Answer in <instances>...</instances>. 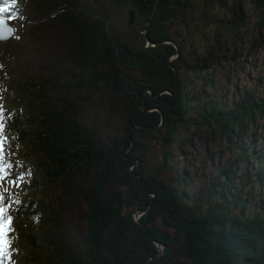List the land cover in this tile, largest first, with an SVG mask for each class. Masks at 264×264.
I'll use <instances>...</instances> for the list:
<instances>
[{
	"label": "trees",
	"instance_id": "1",
	"mask_svg": "<svg viewBox=\"0 0 264 264\" xmlns=\"http://www.w3.org/2000/svg\"><path fill=\"white\" fill-rule=\"evenodd\" d=\"M110 1L115 8L133 11L127 27L136 24L134 39L117 38L106 17L93 12L84 0H38L46 9L45 19L59 22L71 35L70 59L60 48L55 59L56 69L69 79L15 81L19 93L13 102L25 110L11 114L15 119L8 124L9 131L21 149L27 142L38 158L33 164L38 172L32 183L35 195L17 199L20 260L24 264H264L260 146L264 95L247 90L237 97L233 93L225 103L211 95L195 107L191 88L195 81L214 86L212 67L218 61L239 63L236 50L230 53L227 37L234 44L239 35L251 34L242 9L246 0L231 6L224 0ZM249 1L257 17L252 33L257 41L249 46L254 51L264 41V0ZM100 5L95 0V6ZM206 30H212L207 36L215 38L214 44L206 43L199 55L196 46L207 37ZM263 78L264 74L258 77L259 85ZM100 80L118 97L125 113L119 139L102 138L92 121L77 116L78 109L66 97L61 102L68 106H58L60 110L49 99L55 85L93 89ZM36 99H41L39 104ZM248 124L256 126L251 133L254 155L246 154L254 163L239 178L259 184L258 201L253 203L257 195L251 200L236 189V172L229 166L215 183L219 200L201 202L198 197L188 202L180 187L187 170L173 171L170 165L178 154L180 130L201 125L211 140L224 138L240 146L247 140ZM156 147L159 160L150 165L148 156ZM239 160H246L241 152L235 163ZM9 180L10 193L18 179L12 175ZM60 182L66 191L59 189ZM67 197L79 200L85 209L77 216L83 230L80 237L72 234ZM251 203L257 206L253 212L248 209Z\"/></svg>",
	"mask_w": 264,
	"mask_h": 264
},
{
	"label": "rangeland",
	"instance_id": "2",
	"mask_svg": "<svg viewBox=\"0 0 264 264\" xmlns=\"http://www.w3.org/2000/svg\"><path fill=\"white\" fill-rule=\"evenodd\" d=\"M0 1L2 2L0 16L15 19L14 35L8 40L0 41V143L3 146V159L0 160V166H5L6 174L14 175L16 179L19 178L17 187L10 188V195L8 185L5 181L0 180V208L7 209L8 203L6 204V202L10 200V210H12L17 199L25 197L27 194V196L35 195L32 183L38 173L33 165L37 163L38 158L31 150V145L22 142L21 149L17 136L9 131L8 124L15 119L11 120V114L20 115L25 110L23 105H16L13 102L16 94L19 93L15 81L17 78L28 80L39 77L47 78L51 82L68 80L69 77H62L61 71L56 69L55 59L56 51L59 48L64 57L70 59L68 51L71 45V35L61 28L59 22L45 19L46 9L43 5H39L38 0ZM84 1L93 7L91 8L93 12L106 17L108 25L113 29L117 38L120 40L134 39L137 32L136 24L127 27L130 9L115 8L110 0H99L101 4L99 7L95 6V0ZM224 1L227 6H231L236 0ZM242 9L248 23V32L251 34L239 35L234 44H231V38L227 37L230 53H234L236 50L235 58L239 60V63L227 60L218 61L212 67L215 78L214 86L211 82L206 85L199 81L193 82L191 88L196 97L194 98L195 107L200 101L208 100L211 95H215V98L222 103L231 100L233 93H236L237 97L247 90L264 95V78L261 84H258L260 83L258 77L264 74V41L257 46L256 50L249 51L250 44L257 41V36L252 34L257 17L251 1L246 0ZM220 13L219 16L223 11ZM205 33L207 36L212 33V30H206ZM214 40L215 38L210 36L204 38L196 46L197 53L202 55L206 50L205 44L211 42L213 45ZM48 95L52 103L57 102L58 109L68 106L61 102V99L66 97L78 109L77 116L84 122L92 121L102 138L115 137L119 139L121 137L125 113L119 106L118 97L109 93L103 87L101 80L93 89L75 90L73 86L65 89L55 85L52 90H49ZM36 101L39 104L41 99H36ZM23 123L26 125L27 122ZM254 129H256L255 125L248 124L245 133L247 140L240 146H237L235 141L229 142L224 138L211 140L207 137L208 133L205 127L201 125L192 126L189 130L185 128L180 130L176 138L178 154L170 165L173 171H180L183 168L187 170L186 182L180 187L186 194L188 202H192L198 197L201 202H207L208 199L210 201L219 200L215 183L221 170L229 166L236 172L233 185L237 186V190H242L243 197L248 196L252 200V195L258 194L261 188L259 184H255L252 178H249L248 181L239 178L254 163L252 155L246 156L249 153L254 155L251 144V133ZM263 132L264 130H262L261 136H263ZM261 140L260 146L264 151V138ZM181 150L184 151V154L181 153ZM240 152L243 154V159L246 160H239L238 163H235ZM210 155L212 158H209ZM158 160L159 148L156 147L149 153L148 162L150 165H154ZM58 186L59 189L66 191L65 184L60 182ZM215 188L216 190H214ZM66 200L70 203L66 214L74 227L72 234L74 237H80L83 230L77 216L80 211L84 213L85 209L79 200L72 197H67ZM256 201H258V195L255 196L253 203ZM253 203L248 205V209L252 212L257 209ZM16 231V222H11L10 232L7 230L6 233L8 243L3 250H0V264H24L19 258L23 242L22 239L16 241ZM16 247L19 249L17 252Z\"/></svg>",
	"mask_w": 264,
	"mask_h": 264
},
{
	"label": "snow or ice",
	"instance_id": "3",
	"mask_svg": "<svg viewBox=\"0 0 264 264\" xmlns=\"http://www.w3.org/2000/svg\"><path fill=\"white\" fill-rule=\"evenodd\" d=\"M2 24H5V21L4 19L0 18V25ZM2 153H3V146L2 143H0V160L3 159ZM4 174H5V166H0V180L5 179ZM6 211L7 210L5 208H0V250H3L4 246L8 243V241L6 240V233L11 218L10 217H8L7 219L5 218Z\"/></svg>",
	"mask_w": 264,
	"mask_h": 264
},
{
	"label": "water",
	"instance_id": "4",
	"mask_svg": "<svg viewBox=\"0 0 264 264\" xmlns=\"http://www.w3.org/2000/svg\"><path fill=\"white\" fill-rule=\"evenodd\" d=\"M128 25L133 22L134 13L132 10L128 12ZM3 19V18H2ZM5 24L0 25V41H5L14 35V21L4 19ZM7 42V41H6Z\"/></svg>",
	"mask_w": 264,
	"mask_h": 264
}]
</instances>
